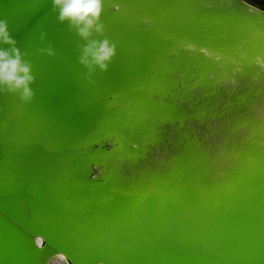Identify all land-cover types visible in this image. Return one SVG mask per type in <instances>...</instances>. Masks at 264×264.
<instances>
[{"label":"water","instance_id":"water-1","mask_svg":"<svg viewBox=\"0 0 264 264\" xmlns=\"http://www.w3.org/2000/svg\"><path fill=\"white\" fill-rule=\"evenodd\" d=\"M106 1L99 0V15L85 37L79 30L83 25L61 18L55 0H0V24L13 41H0V49L12 58L18 53L31 76L27 94L0 84V264H47L42 253L46 259L52 251L62 252L69 264H264L263 161L245 169L250 177L237 182L238 199H226L234 194L225 193L226 186L207 185L209 192L219 191L217 203L212 193L201 195L179 182L173 194L169 188L157 193L156 188L139 198L108 190L105 205L92 201L102 197V191L56 180L48 173L58 164L66 165L62 172L79 170V162L87 158L88 183L94 159L82 145L106 135L105 130L115 132V124L123 131V147H141V137L129 126L134 115L150 106L108 105L113 98L146 95L133 84L150 79V68L164 48L161 54L159 48L148 51L151 32L156 31L138 27L142 16L133 15V7L127 17L109 9ZM137 5L143 9L140 2ZM166 27L177 34V39L169 37L171 44L166 42L169 52L180 40L204 45L183 23ZM211 31L206 28L205 33ZM183 34L185 40L179 37ZM93 41H107L111 49L103 67L91 56L88 64L83 62L84 50ZM257 57L246 56L245 68L260 63ZM252 118L250 122L264 130V118ZM241 130L243 134L247 129ZM205 153L209 161L211 153ZM71 163L73 168H67ZM204 163L212 170L197 157L187 171L202 174Z\"/></svg>","mask_w":264,"mask_h":264},{"label":"bare ground","instance_id":"bare-ground-1","mask_svg":"<svg viewBox=\"0 0 264 264\" xmlns=\"http://www.w3.org/2000/svg\"><path fill=\"white\" fill-rule=\"evenodd\" d=\"M106 2L109 9L120 11L127 17L131 15L130 7H133L132 14L142 16L138 27L156 31L151 32L154 37L148 41V51L159 48L161 54V48H164L150 68V79L133 84L136 89H145L146 95L139 96V99L113 98L108 105L113 109L144 102L150 106L147 112L134 115L129 126L132 133L137 132L141 137V147L131 150L128 146L123 147V131L115 124V132L105 130L106 135H96L90 145L86 142L82 145V151H91L94 159L91 161L94 171L88 183L84 180L87 158L81 159L79 163H83V167L79 170L65 169L62 172L66 165L58 164L48 173L56 180L75 185L83 183L102 191L104 195L92 201H103L105 205H108L106 201L110 199V193L139 198L144 197V191L151 193L157 188L158 193L169 188L167 191L173 194L179 190L176 188L179 182L183 183L184 189L188 184L192 185L190 187L201 195L212 193L213 189L209 192L207 185L215 188L226 186L225 193L236 190L237 182L250 177L246 170L255 163L264 162V130L262 125L255 127L256 123L250 122L251 117L264 118V9L251 0ZM138 2L143 9L137 5ZM256 13L263 18L255 17ZM152 18L159 25L154 24ZM180 23L196 35V40L204 41V45L199 47L195 41H186L183 34L179 37L185 42L180 40L183 43L176 42L171 52L166 50V42L171 44L170 38L177 39V34L169 32L166 26L171 24L175 28ZM130 25L134 26V23ZM206 28L219 32L215 35L211 31L212 36V33H205ZM252 54L258 56L260 63L250 64L246 69L244 58ZM129 111L130 108L126 110ZM242 128L247 129L243 134ZM256 132L259 138L255 137ZM133 145L137 146L136 143ZM98 148L104 150L97 152ZM205 151L211 153L209 161ZM197 157L200 162L212 166V170L207 169L204 163L202 174L188 172L187 166L193 165ZM67 168H73V164ZM87 190L91 192L90 188ZM108 190L110 193L106 194ZM218 192L211 194V200L216 203ZM239 196L240 193L234 191L226 199H238ZM37 243L40 245V238ZM43 253L42 262L69 264L60 251H52L46 259Z\"/></svg>","mask_w":264,"mask_h":264},{"label":"clouds","instance_id":"clouds-1","mask_svg":"<svg viewBox=\"0 0 264 264\" xmlns=\"http://www.w3.org/2000/svg\"><path fill=\"white\" fill-rule=\"evenodd\" d=\"M57 6L61 8V18H69L75 25L80 27L81 35L87 37L90 35V29L99 15V0H55ZM99 30V26H97ZM0 41L4 43H13L8 37L3 24H0ZM15 52V49H12ZM111 55V49L107 41H93L84 50L83 62L88 64V57L91 56L93 62L104 66V61ZM31 80L29 67L21 63L19 54L12 58L8 51L0 49V84H8L16 89H23L27 94L28 83Z\"/></svg>","mask_w":264,"mask_h":264},{"label":"rangeland","instance_id":"rangeland-1","mask_svg":"<svg viewBox=\"0 0 264 264\" xmlns=\"http://www.w3.org/2000/svg\"><path fill=\"white\" fill-rule=\"evenodd\" d=\"M254 4L264 9V0H251ZM43 189H47L46 185H41Z\"/></svg>","mask_w":264,"mask_h":264}]
</instances>
